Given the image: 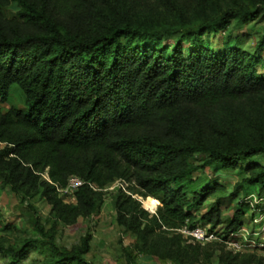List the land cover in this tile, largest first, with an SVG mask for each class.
<instances>
[{
	"label": "trees",
	"instance_id": "obj_1",
	"mask_svg": "<svg viewBox=\"0 0 264 264\" xmlns=\"http://www.w3.org/2000/svg\"><path fill=\"white\" fill-rule=\"evenodd\" d=\"M146 1L0 0V102L13 87L23 95L22 108L0 110V185L19 197V214L30 216L17 246L0 238L3 264H21L38 248L47 252L43 264H95L84 258L88 233L69 249L59 247L53 226L46 230L30 203L47 204L54 225L95 215L103 191L80 188L74 204L58 197L57 187L73 175L101 190L116 180L136 186L147 199L140 201L145 210L160 204L156 216L149 218L137 200L119 190L112 200L117 222L146 253L197 264L200 244H185L177 230L200 224L215 231L222 222L214 194L223 188L198 183L193 157L202 154L215 171L264 157L263 138L211 147L188 136L203 111L264 92L261 61L244 52L239 39L228 34L221 50L202 40L204 33L257 19V5L222 10L216 0H188L203 8L217 6V13L189 28L133 24L126 4ZM11 4L15 12L7 17ZM167 36L174 39L170 52L162 42ZM184 43L190 44L187 55ZM44 172L50 182L42 178ZM246 172L243 182L264 185V166L250 164ZM209 198L215 202L197 216ZM241 227L237 213L228 221V233L234 236ZM210 258L207 254L205 261ZM221 260L238 264L245 256L226 253Z\"/></svg>",
	"mask_w": 264,
	"mask_h": 264
},
{
	"label": "rangeland",
	"instance_id": "obj_2",
	"mask_svg": "<svg viewBox=\"0 0 264 264\" xmlns=\"http://www.w3.org/2000/svg\"><path fill=\"white\" fill-rule=\"evenodd\" d=\"M183 1L149 0L142 3H127L125 10L129 13L132 23L139 26L162 22L168 25H181L183 28L202 24L217 11V6L203 8L193 1ZM216 2L222 10L241 6L251 8L257 5L259 12L257 19L239 27H234V23H231L230 27L219 29L216 33H204L202 40L208 42L215 50H221L227 42L228 34L231 33V39L240 40L244 52L261 61L258 66L261 74L264 71V0H216ZM4 12L7 17L13 16L14 5L11 4ZM181 13L179 24L177 16L180 17ZM162 42L170 52L174 45L173 37L167 36ZM189 46V43L183 44L185 55L189 52ZM12 106L23 107V95L16 87L10 90L5 102H0V110L5 112ZM188 136L192 139L202 138L211 147L235 146L236 143L247 145L257 142L260 138L264 139V92L245 100L224 102L203 111L199 120L190 128ZM250 164L264 166V157L257 155L248 160H239L238 167L232 171L213 170L206 166V158L202 154L193 157L192 167L195 169L194 175L198 183L204 185L214 183L223 188V191L214 194L220 199L222 224L215 228V240L200 244V259L197 264H226L221 260V256L226 253L245 256L246 262L239 261L238 264H264V185L243 182L248 177L246 168ZM117 181L103 191L99 211L88 219L79 218L74 225H54L47 204L40 200H30V203L35 206L37 216L45 229L53 226L54 240L59 247L69 249L88 233L91 241L84 258L95 264H128L129 260L132 261L131 264H177L171 259H159L146 253L142 248V242L117 222L112 200L119 190L137 200L143 210L145 209L140 201H147L140 196L136 186L116 183ZM214 202V198L207 199L197 216L205 214ZM19 206V197L9 188L0 185V238L6 237V244L12 246H17V240L24 237L23 231L29 225L30 216L20 215ZM159 206L160 204L150 212L145 210L149 218L156 216ZM237 213L240 215L242 227L232 236L228 233L227 225ZM166 237L170 238V235ZM44 251L41 248L30 250L21 264H43L47 256V252ZM207 254H211L209 261H205ZM0 264H3L1 257Z\"/></svg>",
	"mask_w": 264,
	"mask_h": 264
},
{
	"label": "built area",
	"instance_id": "obj_3",
	"mask_svg": "<svg viewBox=\"0 0 264 264\" xmlns=\"http://www.w3.org/2000/svg\"><path fill=\"white\" fill-rule=\"evenodd\" d=\"M41 176L44 180L50 182L46 172H44V174ZM119 182L126 183V185H131L125 182L124 180H118L116 183ZM83 187H87L92 192L105 191V189L101 190L95 184L87 182L79 178L78 176H74V175L70 176L67 179L66 185L63 188L57 187L56 191L58 197L64 203L74 204L76 200L75 198L76 191ZM123 191L126 193L125 190ZM177 233L181 235V237L185 240L187 244H201L216 239L215 231H211L209 230L208 227L201 225H197L193 228L184 227L180 230H177Z\"/></svg>",
	"mask_w": 264,
	"mask_h": 264
}]
</instances>
